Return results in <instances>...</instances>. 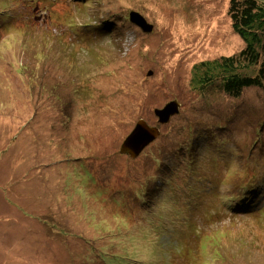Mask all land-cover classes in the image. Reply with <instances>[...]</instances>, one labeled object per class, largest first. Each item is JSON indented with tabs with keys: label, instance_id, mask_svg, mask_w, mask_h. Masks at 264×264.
Masks as SVG:
<instances>
[{
	"label": "rangeland",
	"instance_id": "obj_1",
	"mask_svg": "<svg viewBox=\"0 0 264 264\" xmlns=\"http://www.w3.org/2000/svg\"><path fill=\"white\" fill-rule=\"evenodd\" d=\"M231 4L0 0V189L29 203L17 218L0 208V264H264V196L242 201L264 190V85L228 93L224 72L192 84L201 62L246 63ZM139 121L160 136L132 159L120 147Z\"/></svg>",
	"mask_w": 264,
	"mask_h": 264
},
{
	"label": "trees",
	"instance_id": "obj_2",
	"mask_svg": "<svg viewBox=\"0 0 264 264\" xmlns=\"http://www.w3.org/2000/svg\"><path fill=\"white\" fill-rule=\"evenodd\" d=\"M231 5L232 7L230 10V16L234 21V29L239 35V37L246 40V48L243 51V57L246 60V63L240 62L239 65L236 66L234 64V59L222 58V62L205 61L197 64L199 66H197L196 68V74L194 76L195 78L192 81L193 86L197 89L201 87L203 78L209 77L211 73H214L216 75L217 73L219 74L222 72L228 74L227 76H223V85L228 90V93H233L237 91L241 92V90L246 87H262L264 85V40L262 38V35L264 36V0H232ZM104 58L105 57L102 56H93L90 62L91 71H93L92 67H94L97 62L101 61ZM259 60H262L263 64L260 67L258 73L254 76L245 75L247 74L245 71H243L242 73L240 72V70H243L242 68L246 66H251L252 64L256 63L258 64ZM101 65L102 64H99L97 65V67ZM206 69L208 70V72L205 73ZM257 120H259V122H257V125L259 124L260 128L254 129L253 127H251V131L256 130L258 131L257 133L260 134L263 122L262 117L259 116ZM227 144L228 142L225 145ZM76 160L83 161L82 158H78ZM238 162H241L238 163L239 165L237 164L238 166H240V170L236 172L235 177H242L246 181L253 175V173L251 172V169H249V166H246L244 158L241 157ZM96 178L98 182V187L107 190L110 193V189L113 188V185L106 183L105 180H101L98 176H96ZM0 191L4 196H6L5 201L9 203V206H12L15 209L14 217H18V212L19 214L24 215V211L21 210L24 209V200L20 199L19 197H15L13 191L5 192L2 189H0ZM123 192L125 193L126 200H123L122 198L119 199L120 203L123 205H130V203H133V199H139L138 197L135 198V196H139L138 194L128 198L126 191H117V193H119L121 197ZM112 195L114 194H111L109 196V201L111 202H113V200L115 199V197H113ZM64 196L69 202L72 201L65 193ZM218 198L220 200V196ZM140 199H143V197ZM235 200L236 199L234 198L233 201ZM244 200H246V197L242 199V201ZM26 203H28V201H26ZM51 222H53L52 218L49 219V221L45 224L54 225L56 228V225ZM61 233L66 235L64 232ZM258 234L261 233L258 232ZM78 238H76L75 241H71L72 246H77V243L79 241H82L81 237ZM83 240L85 243L86 239ZM76 251L77 249H74L70 254V257L74 256L77 253ZM254 252L257 251L249 250L245 253H242L241 255L249 256V254H252Z\"/></svg>",
	"mask_w": 264,
	"mask_h": 264
},
{
	"label": "water",
	"instance_id": "obj_3",
	"mask_svg": "<svg viewBox=\"0 0 264 264\" xmlns=\"http://www.w3.org/2000/svg\"><path fill=\"white\" fill-rule=\"evenodd\" d=\"M130 22L136 23L145 31L151 32L153 27L148 25L144 18L138 14L132 13L130 15ZM153 72H149L148 76H152ZM181 105L177 101L168 103L163 108H158L154 111L158 124L168 123L172 117L180 113ZM160 136V129L155 126L149 125L148 122L139 121L132 133L121 144L120 153L129 156L132 159L138 158L146 148L155 142Z\"/></svg>",
	"mask_w": 264,
	"mask_h": 264
},
{
	"label": "bare ground",
	"instance_id": "obj_4",
	"mask_svg": "<svg viewBox=\"0 0 264 264\" xmlns=\"http://www.w3.org/2000/svg\"><path fill=\"white\" fill-rule=\"evenodd\" d=\"M94 34H97V33H94ZM229 132V131H228ZM263 133H264V131H263ZM232 134V133H231ZM262 180L264 181V177L262 178ZM231 191H236V190H231ZM215 195H216V192H213L212 194H211V197H215ZM261 195V197L262 196H264V190H262L258 195H256V196H252L251 194H248V196L246 197V199H248V200H255V202H256V204H258V207H254L252 204L250 205L252 208H255V209H260V207H259V200H257L258 199V197ZM218 196H220L219 194H218ZM201 198H202V196L201 195H198V197H197V199H199V200H201ZM230 201H227V203H229ZM244 202H245V200H244ZM246 202H247V200H246ZM230 204V207H235V205H233L234 203L233 202H231V203H229ZM244 206V205H243ZM240 207V206H239ZM199 208L197 207V208H195V211H197ZM242 212H244V211H246V210H248V209H250V207H246V206H244V208L242 209V207H240L239 208ZM157 225H158V223H157ZM161 227H163V226H161ZM182 227V225H180V228Z\"/></svg>",
	"mask_w": 264,
	"mask_h": 264
},
{
	"label": "crops",
	"instance_id": "obj_5",
	"mask_svg": "<svg viewBox=\"0 0 264 264\" xmlns=\"http://www.w3.org/2000/svg\"><path fill=\"white\" fill-rule=\"evenodd\" d=\"M12 191V190H11ZM5 199H6V196H4L3 194H2V192L0 191V208L2 209V210H10V209H12L14 212H15V209L12 207V206H9V203H7L6 201H5ZM27 201V200H26ZM26 202H25V200H24V203L23 204H25ZM27 204H29V203H27ZM24 209H27L28 207H23ZM18 214H19V212H18ZM15 215V214H14ZM14 215H13V217H14Z\"/></svg>",
	"mask_w": 264,
	"mask_h": 264
},
{
	"label": "clouds",
	"instance_id": "obj_6",
	"mask_svg": "<svg viewBox=\"0 0 264 264\" xmlns=\"http://www.w3.org/2000/svg\"><path fill=\"white\" fill-rule=\"evenodd\" d=\"M168 205H167V202L166 201H162V202H160V204H159V207H160V209L161 210H163L164 208H166ZM146 259V257H137V260H138V262H140V261H144Z\"/></svg>",
	"mask_w": 264,
	"mask_h": 264
}]
</instances>
